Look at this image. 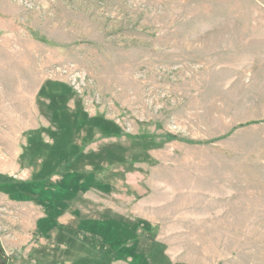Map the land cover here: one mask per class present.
<instances>
[{"label": "rangeland", "instance_id": "374dc122", "mask_svg": "<svg viewBox=\"0 0 264 264\" xmlns=\"http://www.w3.org/2000/svg\"><path fill=\"white\" fill-rule=\"evenodd\" d=\"M0 245L264 264V0H0Z\"/></svg>", "mask_w": 264, "mask_h": 264}, {"label": "trees", "instance_id": "16d2710c", "mask_svg": "<svg viewBox=\"0 0 264 264\" xmlns=\"http://www.w3.org/2000/svg\"><path fill=\"white\" fill-rule=\"evenodd\" d=\"M59 98H62V96L59 95V94L54 95V96L52 97V102L55 101V100H58ZM62 102H63V101H62ZM71 135H73L72 132H71ZM172 138H173V137H172ZM181 140L185 141V139H181ZM185 142H188V143H191V144H197V143H199V142H195V141H185Z\"/></svg>", "mask_w": 264, "mask_h": 264}, {"label": "water", "instance_id": "95a60500", "mask_svg": "<svg viewBox=\"0 0 264 264\" xmlns=\"http://www.w3.org/2000/svg\"><path fill=\"white\" fill-rule=\"evenodd\" d=\"M7 259L5 258V256L3 255V252H2V248H1V245H0V264H6Z\"/></svg>", "mask_w": 264, "mask_h": 264}]
</instances>
